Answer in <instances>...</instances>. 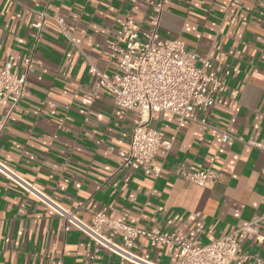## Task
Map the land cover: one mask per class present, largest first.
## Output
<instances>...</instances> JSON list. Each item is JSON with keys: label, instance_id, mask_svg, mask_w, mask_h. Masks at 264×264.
I'll return each mask as SVG.
<instances>
[{"label": "crops", "instance_id": "0c3cea01", "mask_svg": "<svg viewBox=\"0 0 264 264\" xmlns=\"http://www.w3.org/2000/svg\"><path fill=\"white\" fill-rule=\"evenodd\" d=\"M162 0H52L37 29V0H0V68L20 66L32 53L33 70L15 108L0 99V160L66 208L82 204L88 220L108 216L158 227L207 244L264 214V0H164L159 32L181 39L187 50L209 54L218 74L235 69L215 104L196 115L206 124L154 114L151 124L172 138L159 176L118 169L138 116L118 107L97 86L87 60L111 74L109 56L119 22L134 29ZM136 6V8H134ZM73 43L69 42L60 25ZM222 130L234 138L223 142ZM211 169L217 181L203 188L176 175ZM264 225L244 235L241 250L264 260ZM138 255L170 264L177 252L139 238ZM72 225L0 174V264H131L100 249ZM243 264H255L252 259Z\"/></svg>", "mask_w": 264, "mask_h": 264}, {"label": "built area", "instance_id": "2783aa9c", "mask_svg": "<svg viewBox=\"0 0 264 264\" xmlns=\"http://www.w3.org/2000/svg\"><path fill=\"white\" fill-rule=\"evenodd\" d=\"M37 2L44 7L37 11L40 20L32 23L39 36L42 20L49 16L47 9L52 0ZM163 2L153 6L146 17V27L141 30L133 28L130 15L119 22L114 39L108 45L109 56L116 61L113 73L101 72L85 60L89 74L96 78V85L106 86L116 106L138 116L126 148L119 151L118 169L141 171L152 179L159 176L162 162L172 147V138L152 126L154 114L168 113L179 122L188 120L206 124L196 114L215 104L216 97L226 85V78L235 70L226 68L218 74L209 54L187 50L179 38L161 37ZM60 28L66 39L73 43L65 28L61 25ZM34 62L32 53H28L19 67L4 61L0 68V99L9 100L11 108H15L24 96L26 77L33 70ZM221 132L223 142L234 138L224 130ZM248 143L264 152V143L253 140ZM0 174L82 232L93 244L91 258L96 257L100 249H105L131 264H158L133 251L135 242L144 238L150 247L161 245L168 252L175 250L177 258L170 264H243L249 259L255 264H264L262 258L241 250L243 236L252 233L256 224L264 225V214L253 223L203 244L198 238H181L158 227L147 228L111 218L105 208L94 211L88 220H83L78 214L82 204L70 208L62 206L1 160ZM176 175L203 188H211L217 181V175L211 169L189 171L180 166ZM255 239L260 244L264 236L256 234Z\"/></svg>", "mask_w": 264, "mask_h": 264}]
</instances>
